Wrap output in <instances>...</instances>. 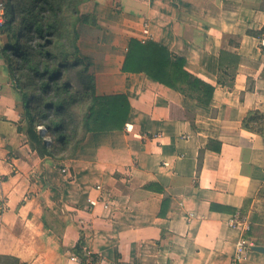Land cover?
Listing matches in <instances>:
<instances>
[{
  "label": "crops",
  "instance_id": "crops-1",
  "mask_svg": "<svg viewBox=\"0 0 264 264\" xmlns=\"http://www.w3.org/2000/svg\"><path fill=\"white\" fill-rule=\"evenodd\" d=\"M88 9L98 24L79 46L97 93L126 94L131 111L64 159L31 148L0 35V264H83L80 239L96 256L86 264H230L242 237L264 246V135L242 125L264 114V0H90ZM132 38L183 57L215 86L211 102L124 71ZM96 184L113 192L110 209L89 205ZM236 214L246 228L231 225ZM243 264H264V252Z\"/></svg>",
  "mask_w": 264,
  "mask_h": 264
},
{
  "label": "trees",
  "instance_id": "trees-1",
  "mask_svg": "<svg viewBox=\"0 0 264 264\" xmlns=\"http://www.w3.org/2000/svg\"><path fill=\"white\" fill-rule=\"evenodd\" d=\"M89 1L2 0L5 19L0 21V35L5 34L3 49L18 91L27 103L25 132L30 146L43 157L64 159L66 153L72 155L86 133L121 129L131 111L126 94L97 93L92 58L79 46L81 29L98 24L96 14L88 9ZM184 64L183 57L175 56L166 47L132 38L123 70L145 72L209 104L215 86L191 74ZM224 65L220 58V72ZM235 75L236 66L228 71V83H232ZM74 82L78 88L73 87ZM220 82L224 81L220 78ZM242 125L264 135V114L252 111ZM74 252L83 264L88 262V256L90 262L96 259L85 251L82 239ZM10 264L24 263L15 259Z\"/></svg>",
  "mask_w": 264,
  "mask_h": 264
},
{
  "label": "built area",
  "instance_id": "built-area-1",
  "mask_svg": "<svg viewBox=\"0 0 264 264\" xmlns=\"http://www.w3.org/2000/svg\"><path fill=\"white\" fill-rule=\"evenodd\" d=\"M0 4L3 7L2 3ZM147 26L148 25H146V28L144 29L145 33H149ZM143 41H145V39ZM62 170L64 172L67 171L66 168H63ZM95 188L98 191V195L96 197L88 198L89 205L92 207L98 203H102L104 208L110 209L112 206L113 199H114L113 192L110 189L105 188L102 184H96ZM81 221L83 223V220ZM231 225L234 227L243 229V228H246L247 226V220L241 217L240 214H236L234 215V218L232 219ZM254 245L255 244H253L250 240L242 237L240 241L238 242L236 251L230 261V264H243V260L245 259L247 253L250 250H252V246Z\"/></svg>",
  "mask_w": 264,
  "mask_h": 264
},
{
  "label": "rangeland",
  "instance_id": "rangeland-1",
  "mask_svg": "<svg viewBox=\"0 0 264 264\" xmlns=\"http://www.w3.org/2000/svg\"><path fill=\"white\" fill-rule=\"evenodd\" d=\"M0 3H2V0L0 1ZM3 7L1 6V4H0V20L1 21H4V10L2 9ZM11 9L9 8V13L11 14V11H10ZM11 16V15H10ZM11 18V17H10ZM90 28H87V27H85V29L84 28H82L81 29V37H82V35H90V32H88V31H91V30H89ZM92 30H94L96 33H97V30L96 29H92ZM5 36V34L3 35V37ZM92 36H96V34H92ZM5 38V37H4ZM80 40V39H79ZM78 84L77 83H75L74 82V85H73V87L74 88H78Z\"/></svg>",
  "mask_w": 264,
  "mask_h": 264
},
{
  "label": "water",
  "instance_id": "water-1",
  "mask_svg": "<svg viewBox=\"0 0 264 264\" xmlns=\"http://www.w3.org/2000/svg\"><path fill=\"white\" fill-rule=\"evenodd\" d=\"M252 250L264 252V246L254 245L252 246Z\"/></svg>",
  "mask_w": 264,
  "mask_h": 264
}]
</instances>
